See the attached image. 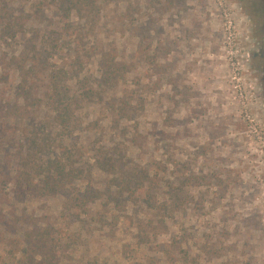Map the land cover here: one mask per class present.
Masks as SVG:
<instances>
[{"label":"rangeland","instance_id":"374dc122","mask_svg":"<svg viewBox=\"0 0 264 264\" xmlns=\"http://www.w3.org/2000/svg\"><path fill=\"white\" fill-rule=\"evenodd\" d=\"M249 1L66 13L0 0V264H29L27 232H45L60 264H264V167L248 137L249 124L264 135V33ZM32 149L73 164L54 195L17 193Z\"/></svg>","mask_w":264,"mask_h":264},{"label":"trees","instance_id":"16d2710c","mask_svg":"<svg viewBox=\"0 0 264 264\" xmlns=\"http://www.w3.org/2000/svg\"><path fill=\"white\" fill-rule=\"evenodd\" d=\"M84 5H86L87 8H84ZM56 6L60 8L61 11H64L66 13H68V11L70 12L73 9L80 13L82 11L87 12L88 9H90L89 0H56ZM74 63L77 64V72L82 71V60L75 56ZM111 70L112 72L109 71L108 76H110L112 73L115 74L118 71L116 68ZM58 72L62 73L61 77L66 74L64 70H59ZM56 78L57 76L54 77V79ZM82 91L85 93V95L90 96V89L88 90L87 88L83 87ZM72 99L70 100L72 101ZM64 101L65 100H59V102L64 103L62 105L66 104V102ZM13 106L14 108L18 107V102L16 101ZM65 107H63L62 109L57 108L56 111V118L60 119V125L62 126H65L67 123H69L68 114L66 113V111H64L68 108ZM42 142L46 143L44 141ZM35 143L39 146L41 142ZM34 152L35 150L32 149L30 154H20L21 160L14 182L17 193L20 197L24 193H35L36 191H39L41 193L45 192L48 195H54L58 189H61L65 186L66 180L69 177V173L71 174L72 169L74 168L73 164H66L63 162V160L57 159L54 162L43 165L31 158V156H35L33 155ZM30 161L33 162L31 163ZM102 162H104L107 168H109V166L112 168L116 167L111 158L104 157L102 159ZM126 184L128 185V182ZM20 240L22 245L24 246L23 251L26 252V255L29 256V264H60V257L53 249L49 237L45 232H27L26 234L24 233L23 238H21ZM36 257H38V259H36Z\"/></svg>","mask_w":264,"mask_h":264},{"label":"built area","instance_id":"2783aa9c","mask_svg":"<svg viewBox=\"0 0 264 264\" xmlns=\"http://www.w3.org/2000/svg\"><path fill=\"white\" fill-rule=\"evenodd\" d=\"M248 128H249L248 129L249 142H250V144H252L254 142L256 144H258V149L256 150V151H258L257 155L259 156V158L263 162V167H264V135H263L262 131L258 127L255 126V124H249ZM263 172H264V170H263ZM258 179L261 182V187H263V189H264V176L262 177L258 174ZM258 199H261L262 203H264V194L261 193V196Z\"/></svg>","mask_w":264,"mask_h":264},{"label":"flooded vegetation","instance_id":"af4514ba","mask_svg":"<svg viewBox=\"0 0 264 264\" xmlns=\"http://www.w3.org/2000/svg\"><path fill=\"white\" fill-rule=\"evenodd\" d=\"M249 7L252 9V15L258 16V19L254 21V26H258L264 33V0H250ZM262 43L264 44V38Z\"/></svg>","mask_w":264,"mask_h":264}]
</instances>
